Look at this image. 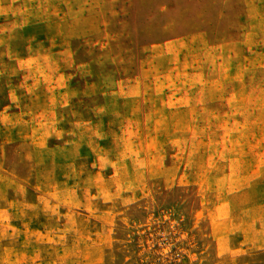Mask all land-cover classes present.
Wrapping results in <instances>:
<instances>
[{"label":"rangeland","instance_id":"1","mask_svg":"<svg viewBox=\"0 0 264 264\" xmlns=\"http://www.w3.org/2000/svg\"><path fill=\"white\" fill-rule=\"evenodd\" d=\"M205 101L225 140L176 138L184 167L149 185L82 158L132 112L154 148ZM237 128L244 145L223 144ZM65 190L102 264H264V0H0V264L70 261Z\"/></svg>","mask_w":264,"mask_h":264},{"label":"clouds","instance_id":"2","mask_svg":"<svg viewBox=\"0 0 264 264\" xmlns=\"http://www.w3.org/2000/svg\"><path fill=\"white\" fill-rule=\"evenodd\" d=\"M214 111L215 105L205 101L198 105L195 117L190 118L185 107H177L173 117H166L160 125L158 134L152 141L156 146L143 151L138 146L140 138L135 134V130L142 124V116L139 112H132L120 124L125 130L123 134L113 131L102 137L105 141L111 140V143L101 147L97 141L81 146L79 151L83 154L82 158L91 162L93 167L107 170L113 176H119L122 170H126L125 180L128 185L146 186L164 168L184 167L185 162L178 159V153L171 147L176 138L191 131L204 144L210 139L225 140V128L208 116V113ZM74 130L77 137L83 134L75 128ZM246 135L244 128H237L227 136L223 144L243 146V137ZM71 199L67 190L59 194L61 212L53 224L52 233L61 244L71 245V259L67 264H102L103 250L93 240L97 229L77 213Z\"/></svg>","mask_w":264,"mask_h":264}]
</instances>
